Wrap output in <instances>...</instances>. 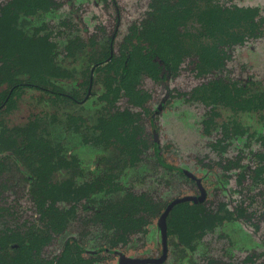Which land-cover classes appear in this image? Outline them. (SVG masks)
Instances as JSON below:
<instances>
[{
	"label": "rangeland",
	"instance_id": "obj_1",
	"mask_svg": "<svg viewBox=\"0 0 264 264\" xmlns=\"http://www.w3.org/2000/svg\"><path fill=\"white\" fill-rule=\"evenodd\" d=\"M8 1L0 0V5ZM55 1V10L25 16L22 21L28 32L40 29L51 35L59 70L67 74L54 78L51 84L71 98L50 93L43 86L29 88L27 76L23 77L26 86L17 91L7 85L0 87V92H10L11 101L10 106L0 108V154L11 156L7 171L0 173V205L12 208L28 228L41 225L40 217L49 222L61 218L52 208L38 206L29 193L31 179L38 177L41 153L46 147L53 148L66 158L55 171L54 182L76 179L87 194L76 204L62 202L63 212L75 205L76 215L62 235L54 234L45 257L60 254L73 239L85 249L82 255L88 264H122L123 257L160 259L161 215L173 200L200 195L184 172L201 180L207 193L205 205L213 212L220 209L221 219L209 225L211 228L193 232L189 239L183 232H172L167 259L160 264H264V176L258 182L253 178L258 162L254 153L264 152L259 142L264 135V111L235 113L221 106L215 126L207 127L211 107L191 96L214 78L198 76L190 59L163 83L144 77L140 89L148 97L142 105L134 104L128 96H115L112 68L92 79L89 72L103 59L111 40L119 53L129 28L143 19L150 0ZM222 2L259 8L264 15V0ZM230 54L222 75L250 82L253 94H264V37L234 47ZM88 80L90 86H86ZM126 110L134 114L149 137L157 134L159 153L152 146L134 160L115 135L105 136L103 123ZM29 137H33L30 148ZM133 197L146 202L151 199L157 209L143 206L140 215L145 225L118 239L112 222L120 218L124 223L131 221L126 204ZM228 210L243 215L229 219Z\"/></svg>",
	"mask_w": 264,
	"mask_h": 264
},
{
	"label": "trees",
	"instance_id": "obj_2",
	"mask_svg": "<svg viewBox=\"0 0 264 264\" xmlns=\"http://www.w3.org/2000/svg\"><path fill=\"white\" fill-rule=\"evenodd\" d=\"M56 8L58 5L55 0H9L0 5V87L7 85L14 91L24 88L26 84L23 77L27 76L31 82L29 88L43 86L46 91L62 97L63 91L51 84L54 78L67 76L61 73L57 65L56 44L51 40V35L43 34L40 29L28 32L27 23L22 21L25 16L33 17ZM262 37L264 15L259 8L228 6L222 0H150L143 19L129 28L128 35L120 45V53L113 54L108 49L103 59L95 63L97 68L90 70L89 75L91 77L112 68L116 74L114 82L117 86L112 88L115 96H128L134 104L142 105L147 97L139 88L144 77L161 80V75H164L162 80H166L172 74H177L183 62L190 59L198 76L213 75L214 79L197 87L191 98L211 107L205 124L207 127L215 126L216 117L221 114V106L235 113L264 111V94H253L248 88L250 82L244 83L230 77L226 79L222 75L234 47ZM88 83L89 80L86 85ZM9 93L7 90L0 92V108ZM7 104L10 106L11 101ZM103 125L105 136L115 135L134 160H138L143 153L141 147L148 148L146 140L138 139L144 130L130 112L104 122ZM223 125L224 129L228 128L225 123ZM27 139V147L30 148L33 137ZM259 142L264 147V135L260 136ZM41 154L38 177L31 179L32 189L29 193L38 206L52 208L61 214V218L49 222L40 217L49 238L39 236L34 228H29L30 233H26L20 227H8L0 236V264H88L77 242L72 246L68 241L60 254L49 259L42 255L55 238L54 234L62 235V229L76 215L75 205L63 212L62 202L76 204L87 193L73 180L54 182L55 171L64 163L57 150L46 147ZM254 155L258 162L253 178L258 182L264 176V152L257 151ZM160 162L163 163L161 159ZM126 205V210L131 212V221L129 218L124 223L120 218L112 222V230L118 239L124 238V234L137 232L138 227L145 225L140 215L143 206L153 210L156 206L151 199L146 202L136 197ZM219 212L220 209L217 212L210 211L204 202L178 204L168 216L169 235L179 231L187 239L192 238L193 232L211 228L219 221ZM237 215H243L242 211L234 213L228 210L226 213L230 219H237ZM5 216L16 224L20 223V218L13 213L12 208L0 205V218Z\"/></svg>",
	"mask_w": 264,
	"mask_h": 264
},
{
	"label": "flooded vegetation",
	"instance_id": "obj_3",
	"mask_svg": "<svg viewBox=\"0 0 264 264\" xmlns=\"http://www.w3.org/2000/svg\"><path fill=\"white\" fill-rule=\"evenodd\" d=\"M114 41L113 40H111V42H110V46H109V49H110V51L111 52H113V54H117V53H115V44L113 43ZM119 53H120V47H119ZM118 53V54H119ZM106 64V63H105ZM104 64V65H105ZM94 68H97V66L96 65H94V67L91 69V70H93ZM89 77H90V75H89ZM92 75H91V79H92ZM171 77V76H170ZM169 77V78H170ZM150 78V77H149ZM161 78L162 79H164V75H161ZM168 78V79H169ZM152 80H155V79H153V78H151ZM157 80V81H159V82H161V83H163V82H165V81H167L168 79H166V80ZM142 82V81H141ZM140 85H141V83H140ZM86 86H90V81H89V83L86 85ZM139 88H140V86H139ZM87 90H90V88L89 87H86V93H88V91ZM17 91V90H16ZM142 91H144L143 89H142ZM64 93V92H63ZM62 93V97H65V98H67V99H69L70 100V96L69 95H66V94H63ZM10 94V93H9ZM147 94V93H146ZM9 97V96H8ZM7 97V100L6 101H4L3 103V106L5 105V104H7V102L10 100L9 98ZM147 97H148V95H147ZM145 103V102H144ZM143 103V104H144ZM3 106L1 107V109L3 108ZM126 112H130L131 113V111H125V113L124 114H126ZM127 114H129V113H127ZM131 115L133 116V118L135 119V117H134V114L133 113H131ZM122 116V115H121ZM112 120H113V118H112ZM112 120H109V121H112ZM138 123V122H137ZM138 125L144 130L143 131V133H142V137H138V139L139 140H146L147 141V143H148V148H146V149H144L143 147H141L142 149H143V153L145 152V150H147V149H149L150 147H152L153 146V148L154 147H156L157 148V150H158V142H157V139H158V137H157V134H152L150 137L148 136V134L146 133L147 131H146V129L144 128V126H141L139 123H138ZM14 141V140H13ZM118 141V140H117ZM15 142V141H14ZM159 152V151H158ZM157 152V153H158ZM142 153V154H143ZM10 155V154H9ZM140 157V156H139ZM11 158V156H8V155H6L5 154V156L3 155V154H0V173L2 174V171H4V172H6L7 170H6V167H7V165H6V163L7 162H9V160H11L10 159ZM60 158H62V155H61V153H60ZM63 159V161H65L66 160V158H62ZM160 159H161V157H159V161H160ZM161 161L163 162V163H161L162 165H166L165 164V162L161 159ZM167 166V165H166ZM169 167V166H168ZM185 176H187V177H189L190 176V178L195 182V184H196V186H197V188H198V190L200 191V195L199 196H185V197H181V198H186V197H193V198H196V199H198L197 201H185V202H190V203H196V204H198V203H200V202H205L206 201V199H207V193H206V190L203 188V186H202V182H201V180H199V179H197L195 176H192V175H189L188 173H184V172H182ZM76 184H77V186L80 188V186L78 185V183H77V181H76V179L75 180H73ZM64 182H66V181H64ZM63 182V183H64ZM202 189L205 191V194H206V197L204 198V200L203 201H200L199 199L202 197ZM181 198H177V199H181ZM177 199H175V200H177ZM175 200H173L167 207H166V209H165V211L163 212V214L166 212V210H167V208L171 205V204H173V202L175 201ZM181 203H184V202H181ZM181 203H178V204H181ZM178 204H175L173 207H172V209L176 206V205H178ZM2 206H5L4 204H2ZM172 209L170 210V212L172 211ZM170 212H169V214H170ZM236 212H237V210H236ZM235 213V212H234ZM163 214L161 215V217L163 216ZM169 214H168V216H169ZM242 214H243V212H242ZM168 216H167V220H166V226H167V240H166V242H167V246L164 244V239H163V234H162V230H161V226H160V220H161V217H160V220H159V227H160V230H161V234H162V243H163V256H162V258H160V259H142V260H140V259H132V260H135V261H143V260H146L147 262H145V263H156V264H160V263H163L166 259H167V256H168V248H169V243H168V241H169V229H168ZM238 217H237V219L239 218V215H237ZM228 218V217H227ZM39 219V218H38ZM230 219V218H229ZM234 219V218H233ZM8 220V221H7ZM19 221H20V219H19ZM40 223H41V225H37V226H34V227H30V228H34L33 230H36V232H37V234L39 235V236H44V237H46V238H49L50 236H49V234L48 233H46V228H45V226H44V224H43V222L39 219L38 220ZM17 224H20V225H17ZM16 224V222L14 221V220H12L10 217H7V216H5V217H1L0 218V236H2L3 234H4V232H6L7 231V228L8 227H10V228H13V229H15L16 227L18 228V227H20V228H22L23 229V231L22 232H26V233H30V229L26 226V225H23L22 223H21V221H20V223H17ZM37 224V223H36ZM39 230H42V232L43 233H39ZM70 241V244L71 245H74V242H77V241H75V240H73L72 239V241L71 240H69ZM68 242V241H67ZM66 242V243H67ZM65 243V244H66ZM77 245L78 246H80L81 248H82V254L83 253H85L86 251H85V249H83V247L77 242ZM47 248V247H46ZM45 248V249H46ZM45 249L43 250V257L45 258V259H49V257H45ZM81 254V255H82ZM83 256V255H82ZM165 257V258H164ZM124 259H130L131 260V258H127V257H123ZM123 258L121 259V263L123 264V263H128V264H137V263H130V262H123ZM164 258V259H163ZM154 260H157V261H159V260H162L161 262H152V261H154ZM138 264H140V263H138Z\"/></svg>",
	"mask_w": 264,
	"mask_h": 264
},
{
	"label": "water",
	"instance_id": "obj_4",
	"mask_svg": "<svg viewBox=\"0 0 264 264\" xmlns=\"http://www.w3.org/2000/svg\"><path fill=\"white\" fill-rule=\"evenodd\" d=\"M206 197V194H205V191L202 189V197L199 199L200 201H203L204 198ZM198 199L196 198H193V197H186V198H181V199H177L173 202V204H171L166 212L163 214V216L161 217V220H160V226H161V230H162V234H163V239H164V244L167 246V226H166V220H167V216L170 212V210L172 209V207L175 205V204H178V203H181V202H185V201H197ZM165 258V257H164ZM163 258V259H164ZM162 260H154L152 262H161ZM123 262H130V263H145L147 262L146 260H143V261H135V260H128V259H124L123 258Z\"/></svg>",
	"mask_w": 264,
	"mask_h": 264
}]
</instances>
